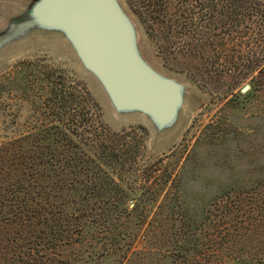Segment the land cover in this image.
Segmentation results:
<instances>
[{"label":"trees","instance_id":"trees-1","mask_svg":"<svg viewBox=\"0 0 264 264\" xmlns=\"http://www.w3.org/2000/svg\"><path fill=\"white\" fill-rule=\"evenodd\" d=\"M139 2L156 25L162 55L211 64H260L251 71H257L252 88L264 85V0ZM59 93L53 97L58 145L39 144L33 162H9L10 171L0 180V264H132L128 255L139 252L134 243L140 239L146 242L143 259L158 255L157 260L170 259L171 264H264V178L260 191L246 198V207L235 212L211 208L201 214L199 225L187 230L167 226L162 220L180 218L174 207H168L166 219L161 210L150 216L143 205L158 194L146 196L127 181L133 166L125 160L137 149L124 142L128 134L112 132L102 123L90 94L87 108L79 111L75 88L68 99L62 89ZM67 101L75 111L64 118ZM64 121L68 134L61 130ZM49 131L44 128L38 140H45ZM5 150L0 147V154ZM18 173L21 178L14 177ZM158 181L159 187L167 182L164 177ZM233 199L241 204L245 198L237 194ZM185 214L198 216L189 210ZM251 234L257 236L246 256L223 252L237 240H251Z\"/></svg>","mask_w":264,"mask_h":264},{"label":"rangeland","instance_id":"rangeland-1","mask_svg":"<svg viewBox=\"0 0 264 264\" xmlns=\"http://www.w3.org/2000/svg\"><path fill=\"white\" fill-rule=\"evenodd\" d=\"M38 1L0 0V147L6 149L0 154V180L6 179L9 162H33L39 144L58 145L53 97L62 89L68 99L75 88L79 111L87 108L90 94L100 108L102 123L112 132L124 131L129 136L124 142L136 145L137 149L125 160L133 166L126 176L144 195L158 194L155 201L143 205L151 211L150 216L161 210L166 219L171 205L174 215L179 214L180 218L162 223L187 230V226L199 225L201 214L211 208H230L235 212L236 207L247 206L246 198L260 191L264 178V85L260 87L258 83L254 90L251 81L257 75V71H251L260 64H223L221 60L211 64L202 59L174 60L162 55V39L159 32L154 33L156 25L145 14L140 0H116L133 27L140 59L180 88L181 104L174 120L158 127L142 113L117 111L98 79L84 68L66 36L29 19ZM209 54L213 50L206 55ZM245 86L248 90L241 94ZM74 106L67 101L64 118L74 113ZM62 126L61 130L68 134L66 121ZM44 128L50 130L47 138L38 140ZM144 168L150 171L143 174ZM162 177L167 182L159 187L158 178ZM254 182L256 187L251 186ZM237 194L245 198L241 204L234 202ZM133 204L131 201L129 208ZM188 210L196 213L197 219L185 214ZM255 236L237 240L223 252L246 256ZM144 244L142 239L134 243L139 252L129 253L132 264H140L139 259L146 264H171L170 259L157 260L158 255L141 258ZM212 262L217 263L216 259ZM120 264L124 263L120 260Z\"/></svg>","mask_w":264,"mask_h":264},{"label":"water","instance_id":"water-1","mask_svg":"<svg viewBox=\"0 0 264 264\" xmlns=\"http://www.w3.org/2000/svg\"><path fill=\"white\" fill-rule=\"evenodd\" d=\"M28 17L66 36L117 111L142 113L158 127L174 120L180 88L140 59L133 27L116 0H39Z\"/></svg>","mask_w":264,"mask_h":264}]
</instances>
